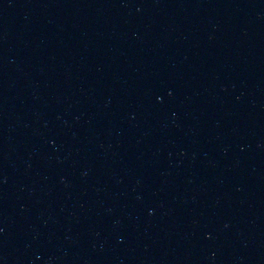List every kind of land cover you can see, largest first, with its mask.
<instances>
[{"label": "water", "instance_id": "obj_1", "mask_svg": "<svg viewBox=\"0 0 264 264\" xmlns=\"http://www.w3.org/2000/svg\"><path fill=\"white\" fill-rule=\"evenodd\" d=\"M0 264H264V0H0Z\"/></svg>", "mask_w": 264, "mask_h": 264}]
</instances>
